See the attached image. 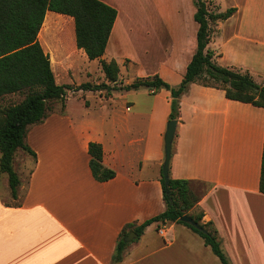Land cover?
I'll list each match as a JSON object with an SVG mask.
<instances>
[{
  "label": "crops",
  "instance_id": "1",
  "mask_svg": "<svg viewBox=\"0 0 264 264\" xmlns=\"http://www.w3.org/2000/svg\"><path fill=\"white\" fill-rule=\"evenodd\" d=\"M100 1L118 11L103 59L118 63L119 84L158 74L179 86L197 51L194 0ZM211 3L216 13L236 9L214 27L208 45L214 62L248 72L264 85V0ZM63 27L45 35L54 55L61 52L56 38ZM86 62L99 72V60L64 59L63 65L69 74L82 71ZM100 78L106 81L104 73ZM96 93V106L84 102L85 119L68 114L67 96L64 110L61 105L58 114L53 108L43 123L30 127L26 141L37 158L16 153L17 200L7 174L1 175L0 264H222L203 238L171 221L148 226L128 242L122 261H113L126 226H140L166 210L162 168L172 98L167 90L114 92L107 98ZM179 104L170 178L209 186L199 208L232 264H264V108L198 83ZM90 143L102 145L103 165L116 173L112 180L94 178ZM22 153L32 165L27 177Z\"/></svg>",
  "mask_w": 264,
  "mask_h": 264
},
{
  "label": "trees",
  "instance_id": "2",
  "mask_svg": "<svg viewBox=\"0 0 264 264\" xmlns=\"http://www.w3.org/2000/svg\"><path fill=\"white\" fill-rule=\"evenodd\" d=\"M194 4V19L199 25L197 51L180 85L172 87L158 74L137 78L128 85L119 84L118 63L103 59L118 11L102 1L0 0V98L9 94H25V98L18 104L0 106V178L2 174H7L14 200L19 198L18 189L21 184L14 169L16 153L22 150L37 158L26 141L29 129L43 123L54 104L61 103L64 110L69 92L106 91V96L109 97L114 92L122 91L146 89L151 94H157L161 90H167L172 98L170 120L178 118L179 99L192 83L222 89L228 99L264 108V85L256 82L248 72L219 66L214 62V52L208 48L217 22L229 19L236 9L216 13L209 9L206 0H194ZM48 12L70 18L59 34L65 53L83 50L90 61L99 60L106 81L78 86L57 82L50 57L39 41V33ZM88 153L91 157L90 169L97 181L107 182L115 178V171L103 165L104 152L101 144L90 143ZM196 184L203 186L196 188ZM162 186L166 210L140 226H126L118 240L113 261H122L129 244L124 238L131 230L140 237L151 224L171 221L187 226L203 238L206 246L212 249L222 264H232L221 247L216 228L212 222L203 221L204 212L199 208L202 198L208 192V185L170 178V183L166 186L162 178ZM260 192L264 194V150ZM187 215L204 230L200 231L182 222L181 218Z\"/></svg>",
  "mask_w": 264,
  "mask_h": 264
},
{
  "label": "rangeland",
  "instance_id": "3",
  "mask_svg": "<svg viewBox=\"0 0 264 264\" xmlns=\"http://www.w3.org/2000/svg\"><path fill=\"white\" fill-rule=\"evenodd\" d=\"M208 2V7L211 11L216 12V9L214 7H212V3L211 0H206ZM211 3V4H210ZM70 18L63 16V17H59L58 19L55 18H50L47 17L45 24L43 25V28L41 30V35H40V39H41V44L44 48V50L48 53V55L50 56V59H55L53 60V70L55 73V77L56 80L59 84H70V85H81V84H85V83H92V84H100L103 81L101 80L100 76L103 75L101 68L99 67V72L97 70V67L95 66V63H81L80 67L82 69V71H74V72H70L69 74L67 73V71L64 69L66 68L63 65V60L64 59H88L85 54L80 53V50H75L69 54H65L63 52V48L62 45L60 43L59 37L56 38L57 41V47H59L61 52H58L55 55L50 52V50H48L47 48V42H46V37L45 35L47 34V32H49L51 29L53 31H56L55 27H57V30L61 29L66 22H69ZM194 27V26H193ZM191 29H193L191 27ZM88 73H90L91 75H88ZM102 96H106V91L101 92ZM25 98V94L24 93H16V94H9V95H5L4 97L0 98V106L2 107H9L11 105H15L20 103L23 99ZM98 98V93L94 92L91 93L90 91H79L77 93L71 94L69 93L68 96V101H67V109H68V114L72 116V118L74 120H81V119H85L86 117V110H85V106H84V102L86 100H89L91 102L92 106H96V102ZM107 105H110L112 102L106 101L105 102ZM113 103H116V101H114ZM54 108V112L55 113H60L61 111V103H56L53 106ZM22 156L21 159V166L23 168V173L24 175L27 177L29 174V171L31 170V161L28 160L25 157V153L19 154ZM15 160H16V156H15ZM14 160V169L16 172H18V166L15 163ZM203 185H199L196 184L195 187L199 188L202 187ZM209 187V186H208Z\"/></svg>",
  "mask_w": 264,
  "mask_h": 264
},
{
  "label": "water",
  "instance_id": "4",
  "mask_svg": "<svg viewBox=\"0 0 264 264\" xmlns=\"http://www.w3.org/2000/svg\"><path fill=\"white\" fill-rule=\"evenodd\" d=\"M178 126V120H170L167 123V128L164 136V142H165V159L163 163V168H162V175L165 180L166 186L169 185L170 183V163L172 159V150H173V142L175 139L176 135V130ZM181 221L192 225L196 229L203 231L204 229L201 227L200 224H198L192 217L190 216H184L181 218ZM138 238V234L135 233L134 231L130 232L129 235L124 239L126 243L133 241Z\"/></svg>",
  "mask_w": 264,
  "mask_h": 264
},
{
  "label": "built area",
  "instance_id": "5",
  "mask_svg": "<svg viewBox=\"0 0 264 264\" xmlns=\"http://www.w3.org/2000/svg\"><path fill=\"white\" fill-rule=\"evenodd\" d=\"M162 232V231H161Z\"/></svg>",
  "mask_w": 264,
  "mask_h": 264
}]
</instances>
